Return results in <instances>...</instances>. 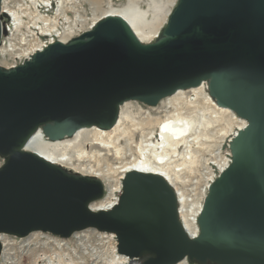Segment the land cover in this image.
<instances>
[{
  "label": "water",
  "instance_id": "water-1",
  "mask_svg": "<svg viewBox=\"0 0 264 264\" xmlns=\"http://www.w3.org/2000/svg\"><path fill=\"white\" fill-rule=\"evenodd\" d=\"M0 0V42L3 17ZM210 82L219 106L248 124L231 141L233 161L211 184L191 238L162 175L128 171L120 202L92 210L103 182L25 150L42 129L53 141L82 127H113L127 101L155 106ZM0 233L70 237L114 233L118 252L143 264H264V0H179L164 35L143 43L108 14L70 42L57 40L10 69L0 65ZM2 243L0 241V254Z\"/></svg>",
  "mask_w": 264,
  "mask_h": 264
},
{
  "label": "rangeland",
  "instance_id": "rangeland-1",
  "mask_svg": "<svg viewBox=\"0 0 264 264\" xmlns=\"http://www.w3.org/2000/svg\"><path fill=\"white\" fill-rule=\"evenodd\" d=\"M131 2L133 5H130ZM178 2L179 0H3V9L12 10L11 13L17 21L16 24H11V22H15V19L10 20V18L5 17L6 22L10 25L7 24L10 32L5 34L3 38L2 51L4 49V55L0 59L1 64L8 67L15 62L14 57L16 59L17 57L29 58L37 51L38 44L44 45L52 40H60L65 32H71L72 37L67 40L70 42L84 30L90 28L96 17L102 16L110 10H120L127 7L138 10L147 21H154V29H151V31L153 30L152 35L155 34V30L158 31L151 41L154 42L164 35V29ZM49 28H55V31H47ZM56 30L58 31L56 32ZM44 31L54 35L47 36ZM207 83L199 91L192 89L181 90L183 92L180 93L178 91L176 94L164 98L155 106L131 101L121 109L122 111L125 107V111H129L137 121H146L147 124L143 125V130L150 128L157 130V124L169 116L188 118L196 123L202 119L205 121L204 128L209 130L202 129L203 132H194L195 134L188 139V142L178 143L168 151L169 155L164 156L165 160L169 159V164H172L168 165L167 169H171L175 175H173L174 178H177L176 184L173 183V186L186 195L193 210H196L204 202L205 192L207 189L209 191V184L219 177L222 166L231 160L229 158L231 141L237 131L245 124L240 116L238 118L234 113L229 112V114L219 110L208 99L210 93ZM212 100L217 104L215 99ZM222 112L228 115L224 116ZM212 119H217V121L208 126L207 121ZM126 125L129 126V129L132 128L128 121H126ZM157 135L159 137L158 130ZM68 138L70 137L66 139ZM86 139L80 145L81 148L68 152V155L73 159V168L67 164V167H61L70 173L100 179L106 188L105 195L101 198L102 201L108 203L111 202L110 198L119 199V195H121L119 192H122V189L117 191L114 196L111 195V190L122 188L124 175L120 172L110 173V177L107 178L103 175L109 168L119 166L116 150L96 144L91 141V138ZM139 140L140 134H137L136 141ZM156 140L158 139L156 138ZM81 150L86 151L83 157L79 156ZM102 157H104L106 164L99 161V158ZM6 159L0 156L2 164L6 162ZM178 164L180 166H177ZM77 234L80 235L59 238L40 232L32 233L26 237L4 233L2 237H7L9 242H4L5 250L0 255V264H47L49 259L52 261L61 259L70 264H120L113 261L124 259L125 256L119 259L121 254L117 251V240L112 233L88 228ZM7 255L10 259L5 258ZM191 262L189 264H201L197 261ZM207 264L213 263L208 262Z\"/></svg>",
  "mask_w": 264,
  "mask_h": 264
},
{
  "label": "bare ground",
  "instance_id": "bare-ground-1",
  "mask_svg": "<svg viewBox=\"0 0 264 264\" xmlns=\"http://www.w3.org/2000/svg\"><path fill=\"white\" fill-rule=\"evenodd\" d=\"M131 3L132 4H130V5H133V2H131ZM3 11L9 14L8 16H9L10 20L15 19L14 24H16L17 20H16L15 16L11 13L13 11L10 9H7V11L5 9H3ZM108 14L118 15V16L123 17L125 20H127L129 22V24L132 26V28L135 30L137 36L140 38V40L143 43L151 42L152 39L156 36V34L158 32V31L156 32V30H155V34L152 35L153 30L151 31V29L152 28L154 29V21H147L145 16H143L138 10L133 9L131 7L123 8L120 10H110V11L104 13L102 16L96 17L94 19V23L98 22V20L105 18ZM156 16L158 17V14H156ZM157 17H155V19ZM47 31L54 32L55 28L54 29L49 28ZM57 31L58 30H56V32ZM46 32L44 31V34L47 36L48 35H51V36L54 35L52 33L50 34L49 32H47V33ZM70 34H71V32H65L61 36L60 40L63 42H68L67 40L70 37H72ZM46 44H48V43H45L44 45L38 44L39 47H37V51L43 49V47ZM3 52H4V49H3V51L1 50L2 56L4 55ZM206 82H208V81L204 80L200 86L190 88V89L195 90V91H199L203 88V85H205ZM181 90L182 89H180L179 92L178 91L177 92L178 93L183 92ZM176 93H174V94H176ZM209 93H210V89H209ZM174 94H172V95H174ZM172 95H170V96H172ZM170 96H168V97H170ZM165 98H167V97H165ZM208 99L211 100V102L215 106H217V108L219 110L224 111V112H228V113L230 112L233 114V111L230 108L219 106L218 104H216L212 100L214 98L211 95V93H210V96ZM133 101H135V100H133ZM128 102H131V101H127L126 103L128 104ZM126 103H124L123 105L125 106ZM223 115L227 116L228 114L225 115L223 113ZM230 116L232 117V115H230ZM230 116H228V117H230ZM134 118H135V116H133L129 111L128 112L125 111V107H124V109L121 111L119 120L117 121V123L113 127H111V128H101L98 126L82 127L78 131H76L72 136H70V138L66 139L67 138L66 137L62 140H57V141L50 140L42 132L43 130L41 129L29 140V142L26 144L24 149L28 150V151L37 152L41 156L46 158L47 160H49V161H51V162H53L59 166H66L67 167V165H69V167L73 168V166H74L73 161H72L73 159H72V157H70L68 155L69 154L68 152L71 150H75L76 148H79V147L81 148L80 145L82 144V142L85 141L84 139L87 138L89 140L91 138V141H93L94 143L100 144V145H102L106 148H109V149L113 148L116 150V155L118 154L117 157H118L119 162L117 164L119 166L118 167L113 166V167L109 168L108 171H105L104 173L102 172L103 175L105 176V178L110 177L109 176L110 173L120 172L122 175L125 176V174L128 171L140 170L143 172L160 174L166 180H168L173 186V183H175L177 178H174L175 175L172 173L171 169L170 170L167 169L168 165H172V164H169V159L165 160L164 156L169 155L168 151L170 149H173L174 146L177 145L178 143L180 144V142H188V139L190 137H192L193 134H195L194 132L200 133V132H203L202 129L203 130L208 129V128H204L205 124H206L205 121H203V119H202L199 123H196V122H192L188 118L177 117V116L166 117L165 120H162L159 122V124H157L158 125L157 130L159 131V137H158L156 129L150 128L149 130H147V129L143 130V125L147 124L146 121H144V120L137 121ZM230 119H234V118H230ZM126 121L131 123V125H132L131 129H129L128 128L129 126L126 125ZM216 121H217V119H212L211 121L209 120V122L207 121V125L208 126L211 124L213 125V123ZM231 122H232V120H231ZM244 122H245L244 126L241 127L239 130H242L243 128H245L247 126V121L244 120ZM144 128H146V127H144ZM238 132L239 131H237L235 136L238 134ZM137 134H140V140L138 142L136 141V135ZM156 138L158 140H156ZM85 154H86V151H84V150L79 151V156L83 157V155H85ZM192 157H194V156H192ZM189 159H191V158H189ZM99 161L106 164L104 157L99 158ZM231 162H232V160H229V162H227L228 164L225 163L224 166H222L221 173L225 169H227L229 165H231ZM107 166L109 167V165H107ZM177 166H180V165L178 164ZM169 168H170V166H169ZM172 169H174V168H172ZM212 178L214 179L213 176H212ZM119 190L120 189H116V188L112 189L111 195L114 196L116 194V192ZM206 193H209L208 189L205 192V196H206ZM178 194H179V202H180V214H181V218H182L183 225H184L183 228L185 231L188 232V234L190 235L191 238L198 237L200 234V224H199L198 218L201 214V209L205 203V200H204V202H202L199 205V207L196 210H193V209H191V205H189L190 204L189 199L186 197V195L182 192H178ZM110 199H111V202H108V203L106 201H102L103 199H101V200H99V202H95L92 205V208L95 210L113 208L117 204L118 199L116 197H113ZM204 199H206V197ZM187 206H189V207H187ZM0 239L3 240L5 243L9 242V239L7 237H4V236L2 237V235H1ZM54 240L56 241V239H54ZM121 257H123V256L119 255V259ZM5 258L10 259V257H8V255ZM123 258L124 259H122L121 261L114 260L113 262L114 263H120V264H143V261L141 260V258H135V259L129 258V260L127 257H123ZM136 259H139L142 262H140L139 260H136ZM184 262H185V260L183 262L178 263V264H183ZM47 264H70V263H67L61 259H57L56 261H52L51 259H49ZM186 264H189V262L188 263L186 262Z\"/></svg>",
  "mask_w": 264,
  "mask_h": 264
}]
</instances>
